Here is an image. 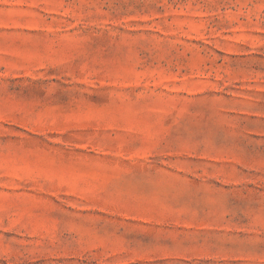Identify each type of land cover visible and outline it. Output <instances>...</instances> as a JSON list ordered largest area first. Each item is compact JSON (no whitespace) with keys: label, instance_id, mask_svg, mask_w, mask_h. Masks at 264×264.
Returning a JSON list of instances; mask_svg holds the SVG:
<instances>
[{"label":"rangeland","instance_id":"374dc122","mask_svg":"<svg viewBox=\"0 0 264 264\" xmlns=\"http://www.w3.org/2000/svg\"><path fill=\"white\" fill-rule=\"evenodd\" d=\"M0 264H264V0H0Z\"/></svg>","mask_w":264,"mask_h":264}]
</instances>
